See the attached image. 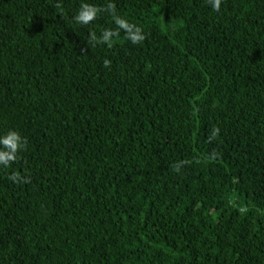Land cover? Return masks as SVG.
Listing matches in <instances>:
<instances>
[{"label": "trees", "instance_id": "obj_1", "mask_svg": "<svg viewBox=\"0 0 264 264\" xmlns=\"http://www.w3.org/2000/svg\"><path fill=\"white\" fill-rule=\"evenodd\" d=\"M81 2L0 0V264H264V0Z\"/></svg>", "mask_w": 264, "mask_h": 264}, {"label": "clouds", "instance_id": "obj_2", "mask_svg": "<svg viewBox=\"0 0 264 264\" xmlns=\"http://www.w3.org/2000/svg\"><path fill=\"white\" fill-rule=\"evenodd\" d=\"M223 0H208V4L215 12L221 10V4ZM57 7H61L58 3ZM102 14H107L111 17L115 27H102L97 33L96 31L89 32L88 43L96 45H104L111 48L114 43V38L118 37L121 32L124 33V37L132 45L142 44L146 39V34L142 27L131 23L126 17L121 16L117 12L115 0H106L103 6H97L90 2V0H82L78 10L73 16V20L77 24L90 25L97 20ZM104 66L108 67L111 61L105 59L103 61ZM220 132L219 128H213L211 135L209 136V142H211ZM27 141L17 130L10 129L5 133L0 134V168H9L14 164L18 158L19 153L26 147ZM215 153H213V157ZM185 162L177 163L173 166V170L179 172ZM9 179L13 182H27L28 178L13 172Z\"/></svg>", "mask_w": 264, "mask_h": 264}]
</instances>
